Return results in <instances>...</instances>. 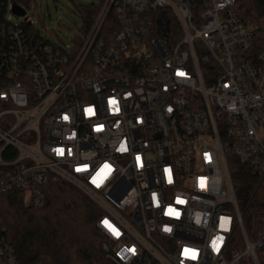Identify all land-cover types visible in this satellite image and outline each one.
<instances>
[{
    "label": "built area",
    "instance_id": "2783aa9c",
    "mask_svg": "<svg viewBox=\"0 0 264 264\" xmlns=\"http://www.w3.org/2000/svg\"><path fill=\"white\" fill-rule=\"evenodd\" d=\"M7 1L0 197L40 209L51 179L70 183L100 209L114 264H264V211L247 232L230 174L236 159L264 188V45L236 1L90 0L64 48ZM0 264H19L2 236Z\"/></svg>",
    "mask_w": 264,
    "mask_h": 264
},
{
    "label": "trees",
    "instance_id": "16d2710c",
    "mask_svg": "<svg viewBox=\"0 0 264 264\" xmlns=\"http://www.w3.org/2000/svg\"><path fill=\"white\" fill-rule=\"evenodd\" d=\"M12 1L25 12L36 4V0ZM235 1L237 16L256 27L255 42L263 46L264 0ZM98 10L95 3L75 5V13L83 23L82 34H86ZM25 29L39 36L32 26ZM74 41L77 45L80 42ZM230 174L242 221L249 232L263 215L264 188L257 186L251 168L236 159L230 165ZM44 192L46 199L40 209L27 203L22 192L0 197V236L14 246L19 264H114L102 249L105 238L96 227L101 216L96 204L75 186L57 178L47 183Z\"/></svg>",
    "mask_w": 264,
    "mask_h": 264
},
{
    "label": "rangeland",
    "instance_id": "374dc122",
    "mask_svg": "<svg viewBox=\"0 0 264 264\" xmlns=\"http://www.w3.org/2000/svg\"><path fill=\"white\" fill-rule=\"evenodd\" d=\"M90 2V0H36L34 8L26 12L24 18H18L10 14L13 1L8 0L7 16L16 24L27 20L37 35L53 45L71 47L74 39L81 38L83 30L82 20L75 13V5H89ZM61 41L64 45L60 43Z\"/></svg>",
    "mask_w": 264,
    "mask_h": 264
},
{
    "label": "water",
    "instance_id": "95a60500",
    "mask_svg": "<svg viewBox=\"0 0 264 264\" xmlns=\"http://www.w3.org/2000/svg\"><path fill=\"white\" fill-rule=\"evenodd\" d=\"M12 12L14 15L19 16V17H23L26 14V12L23 9L19 8L16 5H13Z\"/></svg>",
    "mask_w": 264,
    "mask_h": 264
},
{
    "label": "snow or ice",
    "instance_id": "6c2138e0",
    "mask_svg": "<svg viewBox=\"0 0 264 264\" xmlns=\"http://www.w3.org/2000/svg\"><path fill=\"white\" fill-rule=\"evenodd\" d=\"M171 211V210H170Z\"/></svg>",
    "mask_w": 264,
    "mask_h": 264
}]
</instances>
